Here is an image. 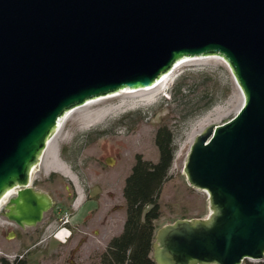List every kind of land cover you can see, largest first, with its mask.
Listing matches in <instances>:
<instances>
[{"label": "water", "instance_id": "95a60500", "mask_svg": "<svg viewBox=\"0 0 264 264\" xmlns=\"http://www.w3.org/2000/svg\"><path fill=\"white\" fill-rule=\"evenodd\" d=\"M201 55L226 61L243 102L201 131L185 159L208 215L160 227L153 260L264 259V0H0V200L13 191L5 217L35 226L52 208L31 175L67 110L151 86Z\"/></svg>", "mask_w": 264, "mask_h": 264}, {"label": "rangeland", "instance_id": "374dc122", "mask_svg": "<svg viewBox=\"0 0 264 264\" xmlns=\"http://www.w3.org/2000/svg\"><path fill=\"white\" fill-rule=\"evenodd\" d=\"M176 85L179 90L173 93ZM240 104L229 68L209 58L183 63L158 91L121 93L81 108L64 123L31 175V186L51 197L52 208L35 226L26 227L5 217L4 205L13 194L0 208V258L11 262L22 257L26 264H101L109 240L123 228L122 190L135 156L158 159L154 136L159 126L171 131L174 153L158 197L157 225L206 217L207 194L187 183L185 159L195 137L232 118ZM257 262L244 259L241 264Z\"/></svg>", "mask_w": 264, "mask_h": 264}, {"label": "trees", "instance_id": "16d2710c", "mask_svg": "<svg viewBox=\"0 0 264 264\" xmlns=\"http://www.w3.org/2000/svg\"><path fill=\"white\" fill-rule=\"evenodd\" d=\"M179 86L174 87V92ZM154 142L158 150L156 162L135 156L130 173L123 186L125 220L120 234L112 237L101 255V264H156L153 260V243L157 222L161 216L158 197L170 169L174 145L171 131L159 126ZM163 226V225H162ZM0 264H26L21 258L7 261L0 258ZM246 264H264V261Z\"/></svg>", "mask_w": 264, "mask_h": 264}, {"label": "bare ground", "instance_id": "6f19581e", "mask_svg": "<svg viewBox=\"0 0 264 264\" xmlns=\"http://www.w3.org/2000/svg\"><path fill=\"white\" fill-rule=\"evenodd\" d=\"M209 58H216V59H219L220 61H222L227 67V63L226 61L218 56V55H207V56H204V55H201V56H191V57H185L179 61H176L174 63V65L167 71L165 72L164 74H162L159 78H157L155 80V82L151 85V86H148V87H145V88H141V89H136V90H132V89H129V88H126L124 90H120L118 91L117 93H113V94H109V95H106V96H102V97H98V98H94V99H89L87 100L85 103L81 104V105H78V106H75L69 110H67V112L63 115V117L61 118L58 126L56 127V130L54 132V134L51 136V138L48 140L47 144H46V148L44 149L43 151V154L40 158V162H42L43 158H44V155L46 154V152H48V150H50L55 141H56V138L58 137V135L60 134V132H62V128L64 126V123L70 119L76 112H78L81 108L83 107H88L90 104L92 103H95V102H98L102 99H106V98H110V97H114V96H117L121 93H134V92H155V91H158L161 87H163L164 83L168 81L169 77L172 75V73L180 66L182 65L183 63L185 62H202L206 59H209ZM229 68V67H228ZM230 70V69H229ZM232 75V73H231ZM232 79H233V82L235 83L240 95H241V104H242V100H243V96H242V92L238 86V84L236 83L233 75H232ZM144 94V93H143ZM240 104V105H241ZM50 152V151H49ZM39 162V163H40ZM34 170V169H33ZM33 172V171H32ZM13 194V191L10 190L8 191L0 200V208L3 206L4 202H5V199L6 198H9L11 195Z\"/></svg>", "mask_w": 264, "mask_h": 264}, {"label": "flooded vegetation", "instance_id": "af4514ba", "mask_svg": "<svg viewBox=\"0 0 264 264\" xmlns=\"http://www.w3.org/2000/svg\"><path fill=\"white\" fill-rule=\"evenodd\" d=\"M53 201V200H52ZM54 203V202H53ZM10 233H13L14 234V236H15V233L13 232V231H10L8 234H10Z\"/></svg>", "mask_w": 264, "mask_h": 264}]
</instances>
